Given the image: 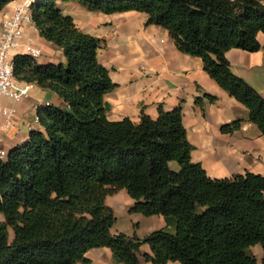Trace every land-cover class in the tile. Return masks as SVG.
<instances>
[{
	"label": "trees",
	"instance_id": "1",
	"mask_svg": "<svg viewBox=\"0 0 264 264\" xmlns=\"http://www.w3.org/2000/svg\"><path fill=\"white\" fill-rule=\"evenodd\" d=\"M15 0H0V11ZM60 0H36L32 17L41 36L63 50L66 63L40 64L17 54V79L56 92L66 107L37 108L40 128L0 151V264L89 262L92 248L109 247L114 261L142 264H260L250 248L264 251V175L247 171L213 178L192 159L181 106L160 107L158 118L142 113L108 118V92L117 84L99 60L104 40L82 30ZM95 11L146 13L147 24L167 28L179 49L249 109L264 134V96L232 70L231 48L258 51L264 33V0H63ZM217 96L196 101L205 110ZM243 119L222 126L240 129ZM126 189L131 211L162 215L167 225L144 238L114 233L108 195ZM174 228V230H172ZM10 229L14 232L10 238ZM264 264V257H263Z\"/></svg>",
	"mask_w": 264,
	"mask_h": 264
},
{
	"label": "crops",
	"instance_id": "2",
	"mask_svg": "<svg viewBox=\"0 0 264 264\" xmlns=\"http://www.w3.org/2000/svg\"><path fill=\"white\" fill-rule=\"evenodd\" d=\"M21 1L15 0L0 11V43L3 21L12 15L15 5ZM59 6L64 14L74 17L82 30L105 41L99 49V60L110 70L112 80L117 84L106 95L110 105L109 119L129 117L139 121L142 113L155 119L160 107L172 110L181 106L188 139L194 145L192 159L200 162L211 177L230 178L247 171L264 175V134L250 121L249 109L209 75L200 57L181 51L167 28L147 24V14L135 10L109 14L63 0L59 1ZM259 40L262 47L258 51L231 48L226 56L234 73L264 96V33L259 34ZM28 41L42 49V55L37 58L40 64L66 63L63 50L41 36L32 24L25 27L23 42ZM13 53L17 55L21 51L17 49ZM205 93L216 95L218 99L203 110L196 99ZM49 103L67 106L56 92L37 84L21 100L1 97L0 106L13 108L16 112L11 118L0 113V151L7 153L22 144L32 129L40 128L37 108ZM237 119L244 120L240 129L233 133L222 131L224 124ZM113 196L115 200L107 204L114 210L118 206L116 201L123 198L127 205L134 204V199L123 189ZM155 216L160 221L157 229L167 225L164 216ZM112 231L123 232L115 228ZM148 245L141 246L142 264H153L143 256L152 254ZM86 256L89 262L81 264H123L116 263L112 249L106 247L92 248ZM167 264L181 263L169 261Z\"/></svg>",
	"mask_w": 264,
	"mask_h": 264
},
{
	"label": "built area",
	"instance_id": "3",
	"mask_svg": "<svg viewBox=\"0 0 264 264\" xmlns=\"http://www.w3.org/2000/svg\"><path fill=\"white\" fill-rule=\"evenodd\" d=\"M36 0H23L14 7L12 15L6 17L3 21L4 30L0 43V98L10 97L16 101L27 96L29 89L34 83L21 81L17 79L14 72L16 55L14 50L21 51V54H28L34 58L42 55V49L32 41L23 42L25 36V27L29 24L35 26L32 17V5ZM15 109L0 106V113L11 118L15 114ZM11 121H8V124ZM1 154L6 155L5 151Z\"/></svg>",
	"mask_w": 264,
	"mask_h": 264
},
{
	"label": "rangeland",
	"instance_id": "4",
	"mask_svg": "<svg viewBox=\"0 0 264 264\" xmlns=\"http://www.w3.org/2000/svg\"><path fill=\"white\" fill-rule=\"evenodd\" d=\"M123 191L128 192L126 189H123ZM113 200H115L113 194L108 195L106 202L108 204H112ZM116 202L118 206L115 207L116 222L114 223L113 228L119 229L129 235L137 233L139 236L144 237L160 227V221L155 218L157 216H146L144 214L131 211L132 205H127L124 198L117 200ZM0 219H4V215L1 212ZM172 230H174V228ZM13 237L14 232L10 229V238L13 239ZM106 248L111 251L109 247ZM250 252L255 255L260 264H263L264 251L260 243L252 246L250 248ZM76 264H81V261H78Z\"/></svg>",
	"mask_w": 264,
	"mask_h": 264
}]
</instances>
